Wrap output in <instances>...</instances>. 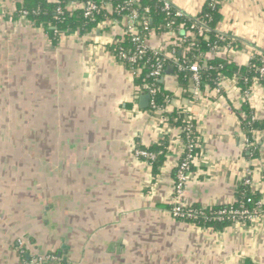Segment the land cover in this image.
Here are the masks:
<instances>
[{
    "label": "crops",
    "instance_id": "0c3cea01",
    "mask_svg": "<svg viewBox=\"0 0 264 264\" xmlns=\"http://www.w3.org/2000/svg\"><path fill=\"white\" fill-rule=\"evenodd\" d=\"M20 1L0 0V111L12 112L0 119V264H32L51 253L63 264H264V132L250 141L242 130L245 102L264 120V86L255 84L246 99L234 79L204 84L190 107L169 67L161 83L172 98L161 113L193 116L201 144L182 203L233 205L247 180L260 198L254 219L223 231L175 220L174 173L185 142L180 128L140 107L134 72L114 54L126 18L54 44L43 28L12 19ZM169 1L191 18L207 2ZM221 6L217 33L245 44L222 56L247 66L254 51L264 52V0ZM173 39L152 32L147 43L168 55ZM189 88L195 94L192 80ZM165 136L166 161L155 177L135 152Z\"/></svg>",
    "mask_w": 264,
    "mask_h": 264
},
{
    "label": "trees",
    "instance_id": "16d2710c",
    "mask_svg": "<svg viewBox=\"0 0 264 264\" xmlns=\"http://www.w3.org/2000/svg\"><path fill=\"white\" fill-rule=\"evenodd\" d=\"M76 1L86 0H59L58 2L54 0H21L15 5L12 19L21 17L32 26L43 28L49 39L55 44L66 34L89 35L103 24L107 18L119 19V17H127L136 12L139 17L138 30L142 40L147 41L152 32L173 33L174 39L167 48L168 55L174 52L175 58L180 63H184L186 67L199 65L202 68V85L216 88L221 78H227L236 80L244 93H250L255 84L264 86V75L260 73V69H264V52L254 51L247 66H240L228 60L226 56H222L221 50L225 52V50L232 48L239 52L245 47L243 42L231 36L217 33L222 20L221 3L223 0H207L196 18L187 15L178 16L176 8L166 12L164 0H92L99 5L100 10L90 18H85L81 9L66 10L64 15L57 14L58 7H65ZM107 5L111 6L112 13L107 10ZM23 12H26L27 15L23 16ZM196 21L206 25V28L197 24ZM145 24H147L148 30H145ZM122 52L126 53L128 57L136 54V46L128 36L118 42L114 54L127 69L134 72L135 84L140 88L141 94L149 93L148 88L150 87L155 89L156 93L152 96L159 109L155 110L149 107L147 110L162 125L172 124L180 128L182 131L180 137L184 142H186L189 132L195 143L192 153L198 159L201 155V144L195 118L190 114H185L184 111L169 116L161 113L166 103L172 98L165 85L161 83V80L167 75L169 67L174 68L173 75L177 82L186 88V98L191 102L190 107H193L192 102L195 101V94L189 88L191 73L188 70L179 71L175 61L165 53L159 55L148 53L137 64L132 65L128 60L121 58L120 54ZM213 54H216V56H211ZM158 62H163L164 67L161 76L155 79L151 77V73L156 69ZM244 113L246 118L242 121V130L246 133L247 138L252 141L254 133L264 132V120L256 118L255 112L248 102L244 104ZM168 143V136H165L158 144L148 149L140 148V150H146L156 155L155 160L148 162L155 177L160 175L165 164ZM249 152L250 157L253 159L259 157L256 146L251 147ZM193 166L194 164L192 169ZM176 171L174 173L175 177ZM249 199L251 200L250 203H248ZM259 200L258 194L253 193L251 187L244 182L238 188L236 203L206 209L203 215L189 219L186 222L214 231H223L235 224V220L227 215L221 218L219 212L234 208L247 209L254 213L258 208ZM193 208L201 209L200 206H194ZM61 264L63 263L61 262Z\"/></svg>",
    "mask_w": 264,
    "mask_h": 264
},
{
    "label": "built area",
    "instance_id": "2783aa9c",
    "mask_svg": "<svg viewBox=\"0 0 264 264\" xmlns=\"http://www.w3.org/2000/svg\"><path fill=\"white\" fill-rule=\"evenodd\" d=\"M54 1L58 2L59 0H54ZM164 1H165V11L170 12L171 9L174 8V6L169 0H164ZM71 5L73 6V10H75V8L81 9L84 12L85 18H90L91 16H93L95 12H98L100 10L99 5H97L92 0L76 1ZM67 9H69L68 5L65 7H58L56 11L57 14L64 15ZM22 15L26 16L27 13L23 12ZM183 15L185 14L182 11L178 10V16H183ZM125 18L127 20L125 36H128L129 38L132 39V42L136 46V54L132 57H128L126 53L122 52L120 54L121 58L126 59L132 65H135L138 63L139 60H142L144 56H146L148 53H153L155 55H159L160 53H162L161 51L151 49L147 41L142 40L140 36V32L138 30L139 17L136 12H133L131 15ZM196 22L203 28H206V25H204L203 23H200L198 21ZM193 28H195V26H193ZM145 30H148L147 24H145ZM168 56L169 58L175 61V64L178 67L179 71L188 70L191 73V80L194 82L195 85V96L200 97V89L202 87V83H201L202 68L199 65H192L190 67H186L184 63H180L179 60L175 58L174 52L172 54H169ZM163 67H164L163 62H158L156 69L151 73V77L158 79L161 76ZM260 73L261 75H264V69H260ZM224 80L226 79L225 78L220 79L218 87L221 86ZM148 90L149 93L147 94L150 95L151 97L149 107L155 110L159 109L152 96L156 93L155 89L150 87L148 88ZM217 91L220 92V89L217 88ZM138 92L139 93L141 92L140 88H138ZM249 96L250 94L246 93L245 95L246 99H248ZM187 135L188 137L184 144L185 150L176 168L177 171H176V177H175V183L173 189V206L171 209V216L173 217V219L183 222H186L189 219H194L200 215H203L204 211L206 210L205 208H201L200 210H197L194 209L193 207H187L181 201V198L190 182L192 165L195 164L197 160V158L192 153L195 145L194 139L190 137L189 132ZM135 154L137 158L143 159L147 163L149 161L155 160L156 158V155L154 153L148 152L146 150L138 149L136 150ZM246 184L251 186L252 184L251 180H247ZM250 202L251 200L249 199L248 203ZM257 205L258 207L260 206V204ZM226 215L231 216L235 220V223H243L255 218V214H253L247 209L230 208L228 210L219 212V216L221 218ZM19 244L20 246L24 245L22 241H20ZM32 264H61V262L55 254L51 253V254L35 255L33 257Z\"/></svg>",
    "mask_w": 264,
    "mask_h": 264
},
{
    "label": "rangeland",
    "instance_id": "374dc122",
    "mask_svg": "<svg viewBox=\"0 0 264 264\" xmlns=\"http://www.w3.org/2000/svg\"><path fill=\"white\" fill-rule=\"evenodd\" d=\"M0 99H1V102H3V101H5V99L3 98V96H0ZM14 112V111H13ZM9 113H12L11 111H6V110H1L0 111V119L1 120H3L2 118H8L9 120H10V115H9ZM15 114H16V116H17V114H18V112H14ZM16 116H12V118H15ZM10 122V121H9ZM7 129H8V132H12L13 134H15L16 133V131H19L18 130V128L17 127H13L12 125H8L7 127H6Z\"/></svg>",
    "mask_w": 264,
    "mask_h": 264
},
{
    "label": "water",
    "instance_id": "95a60500",
    "mask_svg": "<svg viewBox=\"0 0 264 264\" xmlns=\"http://www.w3.org/2000/svg\"><path fill=\"white\" fill-rule=\"evenodd\" d=\"M174 70L173 67H170V72H172ZM150 95L148 94H144L143 96L140 97V107L142 109H147L149 108V103H150Z\"/></svg>",
    "mask_w": 264,
    "mask_h": 264
}]
</instances>
